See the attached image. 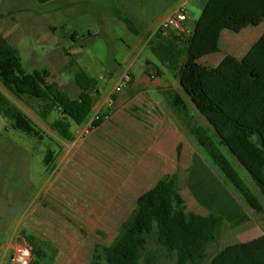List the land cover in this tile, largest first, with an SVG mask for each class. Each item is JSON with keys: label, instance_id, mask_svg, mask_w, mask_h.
<instances>
[{"label": "trees", "instance_id": "obj_1", "mask_svg": "<svg viewBox=\"0 0 264 264\" xmlns=\"http://www.w3.org/2000/svg\"><path fill=\"white\" fill-rule=\"evenodd\" d=\"M124 22L137 33L132 21ZM263 23L264 0H208L193 33L158 30L149 41L154 56L180 81L220 143L212 138L209 129L199 125L191 126L190 134L247 205L261 215L264 205L221 146L230 152L264 196V35L242 60L227 56L217 68L205 66L200 60L221 51L224 31L241 33ZM54 80L55 76L48 70L27 73L19 51L0 35V83L48 124L57 139L51 140L61 150V141H74L73 126L82 127L92 117L99 81L80 70L75 82L81 93L73 99ZM171 105L181 113L188 112L186 102L178 94L171 95ZM54 113L57 118L50 122ZM0 114L10 121L13 129L44 141L45 130L1 90ZM58 156L55 150H47L48 169ZM190 188L198 202L211 211L210 215L188 212L178 176H166L138 198L136 208L122 224L115 241L101 253L98 251L92 264H157L163 252L176 257L177 264L205 263L209 247L219 240L225 222L236 227L248 216L236 204L235 217L240 218L232 219V212L220 198L228 192L215 176L213 202L202 189L192 184ZM153 234L159 248L147 254L148 237ZM24 235L38 260L34 264H40L48 257L45 245L34 236ZM209 264H264V236L227 247L212 257Z\"/></svg>", "mask_w": 264, "mask_h": 264}, {"label": "rangeland", "instance_id": "obj_2", "mask_svg": "<svg viewBox=\"0 0 264 264\" xmlns=\"http://www.w3.org/2000/svg\"><path fill=\"white\" fill-rule=\"evenodd\" d=\"M151 9L150 17L140 28L141 36H145L151 28V22L163 15L172 0H144ZM208 0H190L185 6L189 13L190 27L193 28L202 16L203 7ZM27 5L36 10V3L28 0L16 2L14 7ZM61 7L56 13L48 12L49 8ZM10 5L0 0V14L9 10ZM83 4L77 6L68 5L67 0H57L46 8H40L43 15L40 16L39 25L31 29L27 27V37L43 42H33V49L22 51L18 39V15L15 13L10 18H0V35L9 36L10 44L20 50L24 69L27 73L40 72L50 69L61 82V89L73 99H77L81 93L75 82V76L80 70H84L90 77L99 81V88L112 86L121 74L128 68L127 59L137 58V68H146L147 60H153L158 67L163 65L154 56L149 47H140L134 51V45L139 37L132 32H127L123 26L112 32L109 29L100 36L90 37L88 27L84 24ZM107 12L111 11L108 5ZM75 14V15H74ZM94 30L99 28L97 22ZM154 27L151 31L155 29ZM251 28L250 31L260 33ZM14 31L16 34H14ZM77 32L74 35L73 32ZM226 35L234 38V41L245 38L248 35L239 36L227 30ZM141 50V53H140ZM69 52V53H68ZM75 61V64L72 62ZM205 66L214 68L211 61L204 62ZM109 75L112 78H109ZM171 79V78H170ZM0 90L13 102V104L26 111L33 120L46 132L44 141L39 142L20 131L12 128L9 120L0 114V244L13 238L15 245L33 246L26 239V235L34 236L42 242L48 251V257L40 261V264H92L94 255L110 246L119 234L122 224L130 217L136 203L120 201L115 194L114 187L106 186L101 173H95L91 169H79L70 172L64 168L62 159L64 148L59 150L52 142L57 140L48 124L44 123L23 101L16 99L0 83ZM190 107V115L196 119L199 126L210 130V135L219 144L214 130L198 112L197 108L185 92H181ZM56 113L50 117L55 119ZM193 122V121H192ZM113 146H118L123 151L130 150L123 146L112 136H104ZM194 139V138H192ZM62 145V143H60ZM55 150L59 154L58 159L50 169L45 165V155L48 149ZM224 154L249 183L253 192L264 205V196L258 192L248 173L235 161L230 152L221 146ZM201 158L218 176L222 177L220 170L213 164L207 152L198 146ZM93 151L92 157L109 172L117 171L113 156L99 150ZM66 170V171H65ZM73 173V174H72ZM72 174V175H70ZM251 183V184H250ZM254 185V186H252ZM182 194L191 207L195 198L189 195V189L184 182L181 183ZM257 191V193H256ZM247 205V204H246ZM195 212H203L205 209L197 206ZM249 207V206H248ZM255 222H260L264 230V216H255ZM242 230V229H241ZM239 233L226 226L222 229L219 240L211 244L208 250V259L203 264H209L214 255L221 250L223 241L237 242ZM257 235H264L258 233ZM4 241V242H3ZM156 235L148 237L146 253L158 249ZM11 250V253H12ZM11 254L4 259V264H10ZM38 260L33 255L32 264ZM106 264V263H104ZM157 264H177L176 257L168 256L163 252Z\"/></svg>", "mask_w": 264, "mask_h": 264}, {"label": "crops", "instance_id": "obj_3", "mask_svg": "<svg viewBox=\"0 0 264 264\" xmlns=\"http://www.w3.org/2000/svg\"><path fill=\"white\" fill-rule=\"evenodd\" d=\"M3 1L7 2L11 8L5 13H1L0 18H5L7 16L10 18L15 13L18 15V30L20 33L18 39L15 37L14 42L17 40L21 50L23 49L22 51H25L28 48L33 49L35 45L33 44L34 41L35 43L43 42L40 37H37V40H35L33 36L27 37L28 34L26 30L27 27L34 29L39 25V18L43 15V11H41L40 8H46L54 4L57 0H51L47 3H40L39 0H30L36 3V10L28 8L27 5L19 7L13 6L16 2L24 1L25 3L28 0ZM67 1L68 5L74 7L78 4H83L85 6L84 24L88 27L87 29L90 37L100 36L108 29L114 32L121 26H123L127 32H132L124 20L128 19L132 21L137 31V33H132L140 38L134 45V51L137 52L142 45L143 48L149 47V41L159 30L163 22L174 14L182 5L185 6L190 0H172L163 15L151 22V28L145 33L144 37L141 36L142 29L140 27L146 23L151 13V9L144 3V0ZM108 5L112 9L109 12H107ZM60 8L61 7L49 8L48 12L56 13ZM95 22L98 23L99 28L94 30L93 23ZM263 25L264 23L258 27L251 28L259 30ZM154 27L156 28L150 34V31ZM251 28L239 33V36H244L247 32L248 35L237 41H234V38L230 35H226V31H224L220 40L221 51L201 59L200 63L205 65L204 62L208 60L214 63V68H217L227 56H233L242 60L264 35V30L260 33H256V31H250ZM194 29L195 26L193 28L190 27L189 18L186 30L183 33L190 35L193 33ZM14 34H16L15 31ZM73 34L77 35V32L75 31ZM4 37L7 38L9 42L11 41L9 36ZM18 51L21 56L20 50ZM137 58L138 55L127 59L128 68L123 73H130L133 82L122 94L116 97L111 116L108 119H104V121L89 135H84L87 124L82 127L74 125L72 128L75 134L74 141L70 143L61 141L65 150L62 159L64 168L70 172L79 169H91L94 170L95 173H101L105 185L114 187L115 194L119 196L120 201H131L134 203L137 202L142 194L154 188L162 178L169 175H177L180 189L181 183L184 180L188 186L189 195L195 198V203H192L191 207L186 202L188 212L202 216L210 215L211 211L198 202L190 188V184L196 188L202 189L207 194V198L213 202L215 176L218 182L224 186L228 192V195L222 194L220 198L225 202L229 212H232V219L235 220L236 217H238V219L240 218L239 215L235 217L237 212L236 204L240 206L248 216V219L236 227H232V224L225 222L223 228L228 226L236 230L239 233L237 238L240 239L234 243L223 241L221 250L217 252L214 257L227 247L237 243H247L263 237L264 235L254 236L258 233H264L260 222H255L253 220L255 216L261 214L255 213L248 207L241 194L238 193L226 179L224 180L213 172L210 166L201 158V154L198 151L199 145L189 131L191 126L198 124L196 119L190 115V107L181 95V92L185 91L180 81L171 71L167 70L164 66L162 68L158 67L157 64L150 59L146 61V68H137ZM47 70L55 76L54 81L62 87L60 80L54 72L50 69ZM122 75L123 74L120 75L118 80ZM109 78L111 79L112 76L109 75ZM115 84L112 86H105L103 89H100L98 85L97 91L94 93L95 105L93 114L108 113L106 103ZM172 94H178L183 98L188 106V112L181 113L173 108L171 105ZM56 118L57 115L55 119ZM101 133L106 134L104 136L114 137L115 140L127 147L130 152L123 151L120 147L109 144L106 140L101 138ZM99 150L113 156L117 168L115 173L109 172L94 160L92 153L93 151H98L96 153H99ZM207 169L210 173L206 171ZM252 183L254 184L253 181ZM247 185L251 189L249 183H247ZM258 192H260V190ZM253 193L255 194V192ZM197 206L203 207L205 211L195 212L196 209H198ZM5 242L4 244H0V264H4V259L9 253L11 254L12 246L15 245L13 238L10 237L9 240Z\"/></svg>", "mask_w": 264, "mask_h": 264}, {"label": "built area", "instance_id": "obj_4", "mask_svg": "<svg viewBox=\"0 0 264 264\" xmlns=\"http://www.w3.org/2000/svg\"><path fill=\"white\" fill-rule=\"evenodd\" d=\"M189 20V13L186 6L182 5L174 14L168 17L159 30L170 32H185L186 25ZM133 82L132 75L128 72L123 74L115 84L112 93L110 94L106 106L108 108L107 114L96 113L93 114L87 123L84 130V135H89L97 128V123L101 120L108 119L115 106V99L118 95L122 94ZM1 252V248H0ZM33 250L27 245H16L13 247L10 264H32Z\"/></svg>", "mask_w": 264, "mask_h": 264}]
</instances>
